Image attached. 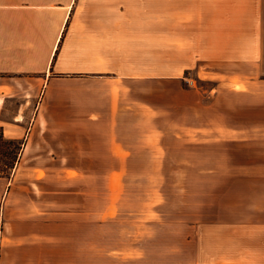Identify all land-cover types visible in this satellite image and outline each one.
Segmentation results:
<instances>
[{"label": "rangeland", "instance_id": "obj_1", "mask_svg": "<svg viewBox=\"0 0 264 264\" xmlns=\"http://www.w3.org/2000/svg\"><path fill=\"white\" fill-rule=\"evenodd\" d=\"M197 2H125L119 23L125 32L95 33L107 39L96 49L105 55L87 66L104 71L109 61L120 78L86 72L53 80L36 96L7 100L11 122L28 101L25 121L7 133L27 134L37 118L36 131L53 147L49 157L22 160L12 196L14 170L0 179L1 250L22 249L23 261L37 263L44 251L55 260L90 247L91 264H191L264 246L258 225L245 223L253 206L264 204V174H244L250 153L264 152V128L250 129V138L242 128L205 122L241 123L251 97L233 92L244 89L239 80H203L194 68L179 77L174 66L183 55L164 41L165 34L194 33L178 12ZM120 20L109 15V23ZM84 34L66 30L61 46L85 49ZM72 59L61 54L59 69L84 66ZM132 72V79L122 77Z\"/></svg>", "mask_w": 264, "mask_h": 264}, {"label": "crops", "instance_id": "obj_2", "mask_svg": "<svg viewBox=\"0 0 264 264\" xmlns=\"http://www.w3.org/2000/svg\"><path fill=\"white\" fill-rule=\"evenodd\" d=\"M110 1L117 2L114 4ZM134 1L136 0H0V127L3 128L6 136L25 140L22 157L11 178L10 196L14 192L13 182L17 178V168L22 160L27 157L38 161L49 157L47 154L51 152L49 150L53 146L46 136L36 131L37 118L34 119L35 123L31 122L33 125L27 129V134L19 131L9 135L7 132L10 126L20 127L25 121L26 112L23 108L28 101L25 100L22 110H18L17 116H14L11 122L6 118L4 111L7 100L14 96H36L40 90L44 91L48 88L53 80L82 76L86 72L96 74L102 79L120 78V74L113 69L109 61L107 62L109 68L104 71L91 70L87 66L95 62L93 57L97 54L105 55L97 52L96 49L97 44L102 45L107 39L95 33L107 34L114 30L125 32L123 25L119 24L123 22L124 3L133 5ZM178 13L183 16L181 24L189 26L194 33L180 34L174 38L165 34L164 41L171 44L170 48L179 50L183 55L184 61L174 66L175 72L182 77L181 74L186 70L194 68L196 74L203 80L242 81L244 89L233 92L251 98L249 103L245 102L243 105L244 113L242 118L239 116L238 119L241 123L226 118L210 121L206 119L205 122L212 125L225 124L234 132L242 128L245 134H250L252 138L253 131L250 129L264 128V0H198L194 6H189ZM167 14L168 12L165 11V20ZM109 15L120 16L121 20L114 24L109 23ZM169 16H172L171 11ZM66 30L83 32L85 37L87 34L88 37L83 39L86 44L85 49L70 48L69 44L63 48L61 42ZM92 36H95L99 42L94 43ZM61 54L70 59L74 58L71 60L73 63L84 64L85 67L60 70L58 60ZM202 73L206 78L201 77ZM72 74L76 75L72 76ZM134 75L132 72L122 77L132 79ZM27 83H30V87L26 86ZM253 95L256 101L258 98L259 104L252 103ZM207 107L213 108L215 103ZM233 109H236V105ZM253 111L261 113V116L254 119ZM19 115L23 118L18 119ZM250 154V164L247 162L244 165L245 176L248 178L253 172L263 175L264 166L261 163H255L254 165L258 166H253L252 160H264V152L258 153L257 158H253V154ZM0 179L4 178L0 177ZM260 180L263 181V177ZM10 202L12 204L13 201ZM5 208L8 212L11 205H6ZM253 208L254 216L245 223L251 227L258 225L256 232L262 240L264 239V204L260 202ZM91 253L90 247L75 248L71 249L69 254L61 256L58 253L60 258L53 260L52 251L49 250L44 251L41 263H37L34 259L23 261L22 249L10 247L0 249V264H91ZM217 254L226 255L223 252ZM69 255L72 258H68ZM191 264H264V246L260 243V246L245 247L242 253L237 255L209 261L196 259Z\"/></svg>", "mask_w": 264, "mask_h": 264}, {"label": "trees", "instance_id": "obj_3", "mask_svg": "<svg viewBox=\"0 0 264 264\" xmlns=\"http://www.w3.org/2000/svg\"><path fill=\"white\" fill-rule=\"evenodd\" d=\"M25 140L5 135L0 127V177L9 178L21 159Z\"/></svg>", "mask_w": 264, "mask_h": 264}, {"label": "bare ground", "instance_id": "obj_4", "mask_svg": "<svg viewBox=\"0 0 264 264\" xmlns=\"http://www.w3.org/2000/svg\"><path fill=\"white\" fill-rule=\"evenodd\" d=\"M202 78H205L206 76L204 74L201 75ZM23 117L20 115L18 119H22Z\"/></svg>", "mask_w": 264, "mask_h": 264}]
</instances>
